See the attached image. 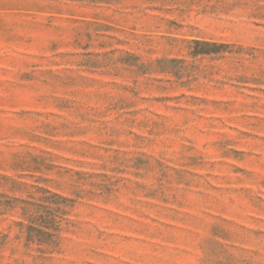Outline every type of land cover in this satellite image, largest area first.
<instances>
[{
  "label": "rangeland",
  "instance_id": "obj_1",
  "mask_svg": "<svg viewBox=\"0 0 264 264\" xmlns=\"http://www.w3.org/2000/svg\"><path fill=\"white\" fill-rule=\"evenodd\" d=\"M0 264H264V0H0Z\"/></svg>",
  "mask_w": 264,
  "mask_h": 264
}]
</instances>
